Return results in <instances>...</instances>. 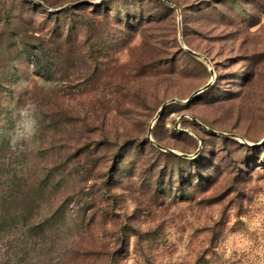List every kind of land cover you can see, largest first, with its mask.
I'll return each mask as SVG.
<instances>
[{
    "label": "rangeland",
    "instance_id": "1",
    "mask_svg": "<svg viewBox=\"0 0 264 264\" xmlns=\"http://www.w3.org/2000/svg\"><path fill=\"white\" fill-rule=\"evenodd\" d=\"M41 1L0 0V263L264 264V0Z\"/></svg>",
    "mask_w": 264,
    "mask_h": 264
},
{
    "label": "water",
    "instance_id": "2",
    "mask_svg": "<svg viewBox=\"0 0 264 264\" xmlns=\"http://www.w3.org/2000/svg\"><path fill=\"white\" fill-rule=\"evenodd\" d=\"M34 2H36L37 4H39V5H41V6H43V7H45V8H47L48 10H52L51 9V7H49V6H47L45 3H43L41 0H33ZM102 1H104V0H99L98 2H102ZM163 1H165V0H163ZM166 2V1H165ZM81 3H91V2H78V3H73V4H70L71 6H74V5H78V4H81ZM65 7H67V5L66 6H64L63 8H65ZM62 8H58L57 10H61ZM204 89V88H203ZM203 89H201V90H197V91H195L189 98H188V100H190L192 97H194L195 95H197L199 92H201ZM170 102H173V100H170L169 102H167V103H165L163 106H162V108H161V111H160V113H162L163 111H164V109H165V107L170 103ZM159 115V114H158ZM151 129L152 128H150L149 129V132H148V137L150 138V139H152L151 138ZM183 131H186V130H183ZM160 146V145H159ZM161 148H163L162 146H160ZM182 155H184V156H190V155H187V154H182Z\"/></svg>",
    "mask_w": 264,
    "mask_h": 264
},
{
    "label": "trees",
    "instance_id": "3",
    "mask_svg": "<svg viewBox=\"0 0 264 264\" xmlns=\"http://www.w3.org/2000/svg\"><path fill=\"white\" fill-rule=\"evenodd\" d=\"M78 7V6H77ZM76 6H75V8L74 7H71V9H74V10H76V8H77ZM0 264H2V263H0Z\"/></svg>",
    "mask_w": 264,
    "mask_h": 264
}]
</instances>
